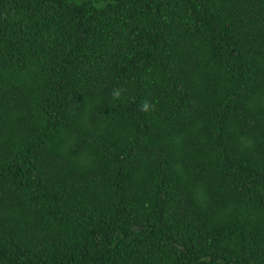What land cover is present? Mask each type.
<instances>
[{
	"label": "trees",
	"instance_id": "trees-1",
	"mask_svg": "<svg viewBox=\"0 0 264 264\" xmlns=\"http://www.w3.org/2000/svg\"><path fill=\"white\" fill-rule=\"evenodd\" d=\"M0 264H264V0H0Z\"/></svg>",
	"mask_w": 264,
	"mask_h": 264
},
{
	"label": "clouds",
	"instance_id": "clouds-1",
	"mask_svg": "<svg viewBox=\"0 0 264 264\" xmlns=\"http://www.w3.org/2000/svg\"><path fill=\"white\" fill-rule=\"evenodd\" d=\"M117 95H118V93H117ZM144 108H145V109L148 108V104H147V103H145Z\"/></svg>",
	"mask_w": 264,
	"mask_h": 264
}]
</instances>
